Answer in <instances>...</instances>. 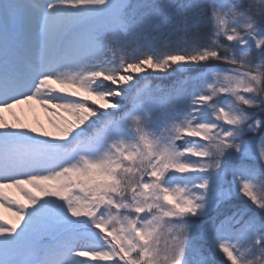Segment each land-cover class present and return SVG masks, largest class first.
<instances>
[{
	"label": "snow or ice",
	"instance_id": "6c2138e0",
	"mask_svg": "<svg viewBox=\"0 0 264 264\" xmlns=\"http://www.w3.org/2000/svg\"><path fill=\"white\" fill-rule=\"evenodd\" d=\"M0 264H264V0H0Z\"/></svg>",
	"mask_w": 264,
	"mask_h": 264
},
{
	"label": "bare ground",
	"instance_id": "6f19581e",
	"mask_svg": "<svg viewBox=\"0 0 264 264\" xmlns=\"http://www.w3.org/2000/svg\"><path fill=\"white\" fill-rule=\"evenodd\" d=\"M14 111L20 116L21 120L25 121V126L34 128L37 131H46L49 134L53 133L52 126L48 123L51 118L50 113H46L38 105H24L21 108L14 109ZM6 119L10 121L12 117L9 114H5ZM15 195V193H12ZM23 201L22 197H17ZM27 203V201H23Z\"/></svg>",
	"mask_w": 264,
	"mask_h": 264
},
{
	"label": "rangeland",
	"instance_id": "374dc122",
	"mask_svg": "<svg viewBox=\"0 0 264 264\" xmlns=\"http://www.w3.org/2000/svg\"><path fill=\"white\" fill-rule=\"evenodd\" d=\"M21 121L23 122V124H24V125L26 124V123H25V121H23V120H21ZM8 122H9V123H12V122H13V120L11 119V120H10V121H8ZM4 215H5V216H8L9 214H8L7 212H5V213H4Z\"/></svg>",
	"mask_w": 264,
	"mask_h": 264
}]
</instances>
